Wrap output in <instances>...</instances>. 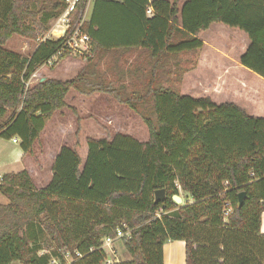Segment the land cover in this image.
<instances>
[{
  "label": "trees",
  "instance_id": "trees-1",
  "mask_svg": "<svg viewBox=\"0 0 264 264\" xmlns=\"http://www.w3.org/2000/svg\"><path fill=\"white\" fill-rule=\"evenodd\" d=\"M88 1L76 3L62 36L23 55L6 40L35 37L36 26L46 29L65 3L0 0V137L16 136L33 155L44 126L75 91L126 105L148 138L89 137L84 160L75 145H63L41 189L25 169L0 175L8 200L0 204V264H104L102 239L118 228L130 231L120 238L130 258L111 264H164L163 245L172 240L184 241L185 264H264V117L176 85L192 69L186 54L204 45L199 34L213 23L247 35L238 61L264 78V0H94L84 20ZM77 28L93 51L80 71L28 85L54 54L52 68L70 54L67 40ZM136 49L142 58L128 62ZM105 55L110 60L101 66ZM179 188L191 202L173 200ZM160 189L165 198L155 202Z\"/></svg>",
  "mask_w": 264,
  "mask_h": 264
},
{
  "label": "rangeland",
  "instance_id": "rangeland-1",
  "mask_svg": "<svg viewBox=\"0 0 264 264\" xmlns=\"http://www.w3.org/2000/svg\"><path fill=\"white\" fill-rule=\"evenodd\" d=\"M48 1L55 2L58 0ZM89 8L90 3H87L84 15L88 18L91 13L88 11ZM60 28V25L56 26V19H52L48 22L46 29L36 26L35 37L29 38L14 34L6 40L4 46L23 55H29L46 35H50V38L59 37L62 32ZM199 38L204 45L195 52L186 54L190 61L187 62L185 67L188 66L192 69L187 70L183 74L180 83L176 84L179 91L194 97L209 96L217 103L234 102L245 107L249 114L264 117V78L255 75L250 70L239 68L237 65L239 55L248 45L247 35L237 28L228 27L221 23H213L209 29L199 34ZM91 49V45H89V50L84 52L71 49L70 54L54 68L51 67L52 63L41 66L27 84H34L42 78L46 79L48 77L73 78L85 65L86 58L93 55ZM137 51L138 49L128 52L125 59L128 62L133 61L135 58L140 60L143 53ZM108 54L113 57L112 53ZM109 56L105 55L102 58L101 66L110 60ZM241 76L246 80L248 79L255 89L248 90L249 87L247 83L242 82ZM66 102V107L57 110L52 121H48L44 126L39 140L34 144L33 155L27 154L28 160L40 172L39 176L48 173L50 152L57 145H75L79 155H85L86 157V139L89 137L110 139L116 133H122L130 135L138 141H146L148 138L147 128L138 114L105 94L94 93L84 96L75 91H70ZM73 107L75 108L74 112ZM57 120L63 125L60 134H57L56 127L53 125ZM6 140V138H0V143L3 144L4 149L9 148L11 145L6 143ZM83 145H85V148ZM39 168H42V170ZM182 195L184 193L179 188V196ZM178 204H182V202ZM158 212L160 216V211ZM113 249L114 253L111 255L110 252L107 253L109 262L104 261V264L130 258L120 239L114 241ZM105 250L108 251V247H105ZM175 258L177 260L178 256ZM57 263L59 264L58 261Z\"/></svg>",
  "mask_w": 264,
  "mask_h": 264
},
{
  "label": "crops",
  "instance_id": "crops-1",
  "mask_svg": "<svg viewBox=\"0 0 264 264\" xmlns=\"http://www.w3.org/2000/svg\"><path fill=\"white\" fill-rule=\"evenodd\" d=\"M93 1L94 0L88 1V4L90 3V8L88 9V11H90V12L92 11ZM169 1H171V0H169ZM178 1H179V4H182L185 0H178ZM146 14L148 16H150L152 14V12H150V13L146 12ZM86 19H88V17H85V15H84V20H86ZM121 32H122V30H121ZM124 32H125V28H124L122 33H124ZM237 65L239 68L249 70V69L245 68L243 65H241L240 63H238ZM252 73H254V72H252ZM254 74L257 75L256 73H254ZM257 76H259V75H257ZM240 79L242 80V82L244 81L245 84L247 83V85L249 87L248 90L252 91L255 89L251 86V83L249 82L248 79L246 80V78H244L243 76H241ZM244 105H246V104H244ZM240 106L242 107V105H240ZM243 108H245V107H243ZM246 111H247V109H246ZM53 116H54V114H53ZM53 116L51 117V119L49 121H52ZM53 125L56 127L57 134H60V132L63 130L62 123L57 120V122H54ZM0 138H4V137H0ZM6 139H7L6 143L11 144V145L9 148L4 149L3 144L0 143V175H2L4 173H8V172H16V171H20V170L25 169L29 173V175H30V177H31V179H32V181H33V183L37 189H41L44 186H46L51 179L52 165H53L55 156L57 155V153L59 152V150L63 146V144L55 146L54 147L55 149H53L50 152L51 157H50V166L48 168V173L44 174L45 176L44 175L39 176L40 172L28 160L27 154H25L23 152V150L20 146V142L14 143L12 141V137L6 138ZM70 145L71 144H68V146H70ZM83 147L85 148V145H83ZM80 156L82 157L83 160L85 159V155H80ZM40 170H42V168ZM183 193H184V195L181 196V202L182 203L183 202L184 203L185 202H191L192 201L191 197L187 193H185V192H183ZM7 202H8L7 198L2 193H0V204H6ZM260 231H261V233H264V211L261 213ZM183 252H184V241H182V240L167 241L163 245V261H164V264H185ZM174 256L175 257L178 256L177 260ZM12 264H20V262L15 261Z\"/></svg>",
  "mask_w": 264,
  "mask_h": 264
},
{
  "label": "built area",
  "instance_id": "built-area-1",
  "mask_svg": "<svg viewBox=\"0 0 264 264\" xmlns=\"http://www.w3.org/2000/svg\"><path fill=\"white\" fill-rule=\"evenodd\" d=\"M64 3H65V9L64 11L56 18V26L60 25L61 28H60V31L61 32V35L62 36L67 28L69 27V24H70V14L71 12H73L75 6H76V3L79 2V0H63ZM146 12L150 13L152 12V9L151 7H147V10ZM45 38H50V35H46ZM45 38H42L45 39ZM67 45L70 49H76L78 50L79 52H84V51H87L89 50V36L85 33H82L80 31L79 28H77L73 34L68 38L67 40ZM60 53H56L54 54L50 60L48 61V63H52L59 55ZM34 75V74H33ZM12 141L14 143H17L19 142V139L14 136L12 137ZM231 212V209L229 207H227L225 210H224V215H228L229 213ZM156 215L159 216V212H156ZM129 229H126V230H123L121 228H118L117 231H116V234L114 236H106L105 238L102 239V244L100 246V248L102 250H104V252L106 253V258H105V261L106 262H109L108 261V256L107 253L110 252V255L112 253H114V249H113V243L116 239H120L121 237L123 236H128L129 235ZM105 247H108V251L105 250ZM76 255H79L78 252L75 253ZM63 257L64 259L69 262L71 260V254L69 252H64L63 253ZM56 258H51V263L52 264H58Z\"/></svg>",
  "mask_w": 264,
  "mask_h": 264
},
{
  "label": "water",
  "instance_id": "water-1",
  "mask_svg": "<svg viewBox=\"0 0 264 264\" xmlns=\"http://www.w3.org/2000/svg\"><path fill=\"white\" fill-rule=\"evenodd\" d=\"M43 79H45V78H42L41 80H43ZM244 196H245V192H240L238 194L239 204L242 202V199L244 198ZM164 198H165V191L163 189L157 190L155 192V199H154L155 202H158L159 200H163ZM172 198L176 203L181 202V196H179L177 194H174L172 196Z\"/></svg>",
  "mask_w": 264,
  "mask_h": 264
}]
</instances>
